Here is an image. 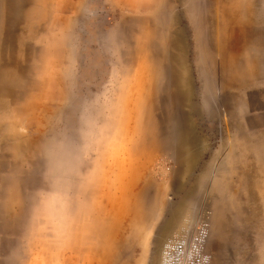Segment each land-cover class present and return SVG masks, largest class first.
Masks as SVG:
<instances>
[{"label": "rangeland", "instance_id": "1", "mask_svg": "<svg viewBox=\"0 0 264 264\" xmlns=\"http://www.w3.org/2000/svg\"><path fill=\"white\" fill-rule=\"evenodd\" d=\"M260 28L264 0H0V264H159L201 221L212 264H264Z\"/></svg>", "mask_w": 264, "mask_h": 264}, {"label": "built area", "instance_id": "2", "mask_svg": "<svg viewBox=\"0 0 264 264\" xmlns=\"http://www.w3.org/2000/svg\"><path fill=\"white\" fill-rule=\"evenodd\" d=\"M209 225L201 221L190 235L167 239L160 251L159 264H212L207 250Z\"/></svg>", "mask_w": 264, "mask_h": 264}, {"label": "crops", "instance_id": "3", "mask_svg": "<svg viewBox=\"0 0 264 264\" xmlns=\"http://www.w3.org/2000/svg\"><path fill=\"white\" fill-rule=\"evenodd\" d=\"M256 30H245L243 34L239 36V43L242 44L244 47H249L251 46V49L249 50V54H252L251 60L249 65L251 63L253 66L257 68V73L260 76V73L262 69L264 68V28H260ZM250 59V58H248ZM244 62H247V58H244ZM262 81L259 80L258 85L263 86L262 88L264 89V76L261 77ZM249 91H246V95L242 98H240L241 103H245L247 107H249V101L251 100L248 97ZM249 116H245L244 118V126L245 128L248 129L249 126Z\"/></svg>", "mask_w": 264, "mask_h": 264}]
</instances>
